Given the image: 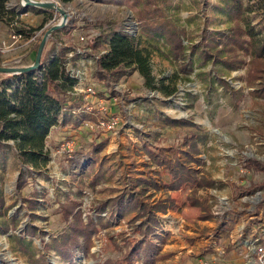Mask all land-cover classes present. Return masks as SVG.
<instances>
[{
	"label": "rangeland",
	"instance_id": "374dc122",
	"mask_svg": "<svg viewBox=\"0 0 264 264\" xmlns=\"http://www.w3.org/2000/svg\"><path fill=\"white\" fill-rule=\"evenodd\" d=\"M8 1L11 7L23 6L21 0ZM55 1L68 14V22L49 38L43 57L54 45L75 47L79 54H89L87 58L68 63L74 71L80 72L77 76L74 73L79 90L76 88L73 93L81 99H77L78 106L72 113L83 112L84 107L97 100L93 96L87 98L80 91L92 87L98 99L104 100L109 109L107 120L101 119L102 125L98 123L100 114L95 106L88 111L93 117L89 121L97 126L94 131L78 129L72 124L54 128L47 139L50 161L46 169L35 172L21 192L18 191V179L25 168L17 162L14 154H10L4 166H0V190L5 200L4 208L0 210V264H37L40 256L50 264H72L54 249H44L51 238L66 234L72 225L78 224L77 218L70 216L67 219L62 212L71 202L80 205L77 209L82 217L79 225H88L90 219L97 223L89 256L78 251L75 263L125 264L123 261L134 243L144 238L135 232L137 212L125 213L123 210L119 213L116 207L114 212V207L109 205L120 197H133V200L136 197L138 201L150 204L175 199L176 210L158 214L161 222L158 234H170L168 241L164 245L158 243V246L162 254L174 256L158 264H229L232 248L224 252L218 248L219 241L215 240L221 224L219 220L232 224V227L226 225L228 231L239 223L237 229L241 236L249 225H260L261 228L264 225V189L254 192L249 188L251 183L263 184L264 173L247 172L243 167L250 159L264 165V99L252 96L251 92L256 88L247 84L249 56L243 57L245 63L241 68L229 70L220 64H199L198 55L192 51L194 46L202 45L205 33L227 32L235 27L224 12L228 0H172L166 7L168 18L183 30V56L175 51V55L172 54L171 45L163 38L151 40L142 36L141 46L151 51L154 77L175 88L174 95L167 97L147 88L144 78L136 72L114 85L107 94L109 99L99 95L103 93V85L94 76L95 59L105 52L106 46L93 50L91 45L103 30L107 32L110 28L140 35L141 21L137 9L129 4V0ZM241 1L248 10L246 18L264 40V0ZM27 10L28 14L20 16L16 28L36 29L32 34H39L38 40L15 50L4 57V61L12 60L11 55L17 53L13 57L26 54L22 65L34 64L46 32L62 21V15L55 10L46 16L32 12V8ZM8 28L12 33L13 28ZM150 44L158 46L160 51L152 49ZM71 56L69 54V58ZM192 58L196 60L194 68L186 70L184 61ZM19 66L14 64V67ZM225 84L244 94L237 111L231 107L230 92ZM165 118L192 121L208 134L201 156L206 164L193 166L221 182L218 188L201 189L195 193L188 187L178 192L150 187L146 194L142 193L139 187L141 178L152 180L159 186L170 182L168 172L150 159L147 148L152 152H159L160 148H179L185 136L195 132L193 127H169ZM102 141H106V145L98 154L94 153L93 147ZM87 155L94 160L90 161L85 157ZM35 196L40 205L33 210L27 200H34ZM103 204L110 207L100 214L97 210ZM98 216L102 220L98 221ZM206 216L210 217L209 220L202 219ZM16 223L17 227L13 225ZM28 226L35 229L32 236L26 233ZM190 233L198 235L189 237ZM20 237L30 242L29 250L24 251L19 243ZM186 238L189 239L185 241L183 254L168 251L169 240L179 243ZM148 239L154 240V236ZM250 247H245L240 254L246 252L254 256ZM218 252L221 257L217 256ZM246 262L247 259L243 264Z\"/></svg>",
	"mask_w": 264,
	"mask_h": 264
},
{
	"label": "trees",
	"instance_id": "16d2710c",
	"mask_svg": "<svg viewBox=\"0 0 264 264\" xmlns=\"http://www.w3.org/2000/svg\"><path fill=\"white\" fill-rule=\"evenodd\" d=\"M61 1L67 3L72 0ZM171 1L129 0V4L137 9V17L141 21V34L134 36L110 28L107 32L103 30L93 40L91 45L93 50L106 46L105 52L95 59L94 76L103 85V93H99L100 96L109 99L107 94L111 92L113 86L124 77L136 72L144 78L145 85L152 91H158L167 97L175 94V88L165 85L163 80H156L152 70L151 51L141 46L144 35L151 40L163 38L165 43L171 45L172 54L175 51L180 56L184 55L183 30L179 29L167 16L166 7L171 4ZM27 11L29 10L26 7H11L8 0H0V22L10 28L15 19ZM31 11L38 14L43 13V10L38 8H32ZM247 11V7L241 0H228L224 12L235 27L227 32L205 33L202 45L194 46L192 51L198 55L196 60L199 64H220L229 70L241 68L245 63L243 57L249 56L251 62L247 84L256 88L251 92L252 96L264 99V40H261L259 33L246 18ZM13 31L20 35L30 36L36 29L22 26L13 28ZM150 46L160 51L155 44H150ZM51 49L54 51L51 52ZM51 49L46 52L45 57L42 56L40 69L12 75L11 78L0 81V166H4L10 154H14L17 162L25 168L18 179L19 192L27 186L28 179L32 178L35 172H42L46 169L50 161L47 139L54 127H66L72 124L79 129L85 121L93 119L87 112L72 113L78 106L77 99L81 97L73 93L78 85V79L75 74L67 70L70 61L87 58L89 54H79L78 49L71 46L54 45ZM69 54H72L70 58ZM196 60L192 58L188 62L184 61L185 69L193 70ZM225 85L230 92L228 97L232 104L231 107L237 111L244 94L240 91H233L229 85ZM164 121L169 127H193L195 132L190 136H185L179 148H160L159 152H152L146 146L150 159L159 167H164L170 176V182L159 186L152 180L141 178L139 187L142 193L146 194L150 187L157 190L164 187L171 192H178L188 187L195 193L201 189L218 188L221 182L213 180L193 166L195 164L200 167L206 164L201 156L204 154L203 147L207 145L209 139L208 134L203 133L189 120L165 118ZM106 143L102 141L96 144L92 149L93 152L98 154ZM85 157L90 161L94 160L92 157L89 158V155ZM243 167L247 172L264 173V165L259 161L250 159L244 163ZM249 188H253L254 192L263 190L264 183L261 185L251 183ZM133 199V197L128 199L120 197L114 199V204H109L112 208L114 207V212L115 207L118 208L119 213L123 210L125 213L137 212L135 232L144 238L134 243L123 262L138 264L137 261H140V264H158L159 261L169 259L173 255L162 254V249L158 246V243L164 245L170 237V234H158L161 224L158 214H167L170 210H176L175 199L167 198L154 204L138 201L136 197L135 200ZM27 201L32 204L33 210L40 205L36 196L34 200ZM4 203L5 200L0 190V210L4 208ZM109 205L103 204L97 210L98 213L106 212ZM79 206L77 202H71L62 210L67 219L70 216L77 218L78 224H71L69 232L51 238V241L44 246L45 250L54 249L64 260L72 264H76L75 258L78 251L89 256L93 247L92 237L97 231V223L93 219H90L86 226L79 225L82 218L77 212ZM98 217V221L102 220L101 216ZM209 218L206 216L202 219L209 220ZM138 221L140 222L137 224ZM74 222L76 223V219ZM13 225L17 227V223ZM26 233L32 236L35 229L28 226ZM150 236H154V240L150 241L148 239ZM19 241L24 251L29 250L30 242L22 237ZM36 263L50 264L45 261L44 256L37 258Z\"/></svg>",
	"mask_w": 264,
	"mask_h": 264
},
{
	"label": "crops",
	"instance_id": "0c3cea01",
	"mask_svg": "<svg viewBox=\"0 0 264 264\" xmlns=\"http://www.w3.org/2000/svg\"><path fill=\"white\" fill-rule=\"evenodd\" d=\"M47 13H49V12H43L42 15L46 16ZM26 14H28V12ZM9 35H10V31H9L8 26L5 25L4 23L0 22V45H1L3 40H6V39L9 38ZM16 54L17 53L11 55L12 56V60L6 61L7 64H8L6 67L15 68L14 67L15 63L16 64H20L19 67H27V66H31L32 65L31 63L22 65V62H23L26 54H20L19 56L13 57V55H16ZM32 55L33 54H31L30 57ZM8 56H10V55H8ZM5 57L7 58V56H5ZM17 60H20V63H17ZM67 70L71 71L73 74L75 73L76 76L80 74L79 71H74L73 68L69 66V64L67 65ZM11 77H12V75H7V74L0 73V81H2L3 79L11 78ZM77 87H78V85H77ZM59 127H62V126H57V127H54V128H59ZM259 220L262 221V219H259ZM219 221L221 222V224H220L219 231L215 233V235H216V239L215 240L219 241L218 248L222 249L224 252H225V249L232 248V251H231L230 256H229V264H243V261L245 259H247V262L245 264H256L253 255L250 256V254H248L246 252L245 253L243 252L242 255L240 253H242V250H245V247L250 246L251 243L255 240V238L260 237L261 226L259 225V227H255L256 225H253V224L249 225L247 227L246 232L244 233V235L241 236V233L237 229L239 223H237L235 225L234 229H231V230L228 231L227 228H225L226 225H229L230 227H232V224L229 223V222L226 223L223 220H219ZM217 233H219V234H217ZM191 235L192 236H197L198 234L190 233L189 237ZM241 237H243V238H241ZM188 239L189 238L181 239V241H179V243L178 242L172 243V239L169 240L170 243H168L167 245H169L170 248H169L168 251L173 253V254L174 253L183 254V251L186 250L185 241L188 240ZM208 247H211V246H208ZM177 249H180V250H177ZM219 249H217V251ZM217 256L221 257L222 255H221V253L218 252ZM248 258H250V259L248 260ZM196 264H200V262H196ZM201 264H202V262H201Z\"/></svg>",
	"mask_w": 264,
	"mask_h": 264
},
{
	"label": "built area",
	"instance_id": "2783aa9c",
	"mask_svg": "<svg viewBox=\"0 0 264 264\" xmlns=\"http://www.w3.org/2000/svg\"><path fill=\"white\" fill-rule=\"evenodd\" d=\"M36 1H46V0H36ZM50 1V0H47ZM53 2L56 3L55 0H51ZM25 7V3L23 2L22 4ZM20 17H17L15 19V21L12 24V28H16L18 26V20ZM39 34H31L30 36H24V35H20L16 32H12L9 35V38L6 40H3L1 45H0V67H6L8 64L6 61L3 60V58L5 56L10 55L11 53H13L15 50H18L26 45H29L31 43H34L38 40ZM23 43V44H20ZM3 63V64H2ZM17 63H20V60H17ZM79 89L77 88L76 91H78ZM82 93H85L87 95V98L93 96L95 97L97 100L95 102L89 103L87 105V108H83V112H87L88 111H92L94 109L95 106H98V112L100 114V119H99V124L102 125L104 122H101V119H106V114L108 112V108L107 106L104 104L105 101L102 99H98V97L96 96L94 89L92 87H89L87 90H80ZM86 98V99H87ZM81 110L78 111V113H80ZM81 128L83 130H89V131H94L97 126L95 123H93L92 121H85V123L81 126ZM70 143H67V145H69ZM71 145V144H70ZM70 147V146H69ZM251 250L253 251L254 254V259L256 264H264V225L261 228V233H260V237L255 238V240L251 243L250 245Z\"/></svg>",
	"mask_w": 264,
	"mask_h": 264
},
{
	"label": "water",
	"instance_id": "95a60500",
	"mask_svg": "<svg viewBox=\"0 0 264 264\" xmlns=\"http://www.w3.org/2000/svg\"><path fill=\"white\" fill-rule=\"evenodd\" d=\"M21 1L25 3L26 8H38V9H42L43 12H49V11L55 10L56 12L60 13V15H62V21L59 24L52 26L46 32L38 48L34 64H32L31 66H27V67H15V68L0 67V73L2 74L18 75V74L33 72L35 70L40 69L41 62H42V56H43V52L46 47L47 41L55 32L63 29L67 25V22H68V14L54 2L36 1V0H21Z\"/></svg>",
	"mask_w": 264,
	"mask_h": 264
}]
</instances>
